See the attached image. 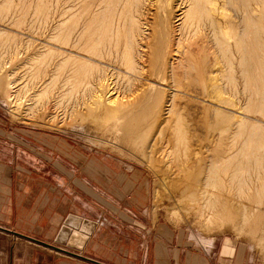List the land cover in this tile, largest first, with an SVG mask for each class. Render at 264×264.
<instances>
[{
    "label": "bare ground",
    "instance_id": "obj_1",
    "mask_svg": "<svg viewBox=\"0 0 264 264\" xmlns=\"http://www.w3.org/2000/svg\"><path fill=\"white\" fill-rule=\"evenodd\" d=\"M47 1L39 2L46 9L40 11L44 12L40 15L39 33L54 42V46L45 44L42 52L50 58L54 55L51 79L62 83L57 87L59 97H65L64 90L73 95L76 88L82 89L84 85L83 89L90 90L88 95L92 99L89 110L100 115H117L113 120L119 121L115 123L120 126L116 129L127 134V138L135 137L136 133L141 136L144 123L157 118L158 125L163 127L167 121L161 119V111L162 115H171L174 130L164 138L165 146L173 155V150L181 149L183 157L193 160L190 156L193 154L196 161L203 156L199 157L200 151L191 148L181 114L173 120L177 114L174 106L168 103L163 110L158 107L163 93L160 86L169 83L176 93L195 92L216 105L211 111L220 118L214 124H224L222 132L226 135L220 145L218 141L212 150L210 147V153L204 158H208L204 178L191 192L192 205L203 224L213 223L221 216L230 218L227 215L233 214L234 200L231 202L223 191L229 195L235 191L238 196L251 188L264 192V0H85L80 2L85 3V9L78 8L84 11H76L80 14L77 16L73 11L79 0H54L53 5L52 0ZM153 6L156 15L149 21L148 12ZM50 18L54 23L51 32L46 34L48 24H52ZM2 73L0 89L5 81ZM97 74V83H94L96 79L93 82L92 78ZM114 77L125 81L123 90L139 99L136 104L124 106L118 98ZM145 78L149 82L141 85L140 81ZM183 79H201L200 90H193ZM40 82L43 84V79ZM13 93L8 90L2 94L7 101L15 103L17 95ZM44 93L39 92V97ZM235 108L243 114L237 119L230 112ZM242 206L245 223L253 213ZM75 225L79 232L70 230ZM94 225L93 221L68 216L60 231L63 243L81 248Z\"/></svg>",
    "mask_w": 264,
    "mask_h": 264
},
{
    "label": "rangeland",
    "instance_id": "obj_2",
    "mask_svg": "<svg viewBox=\"0 0 264 264\" xmlns=\"http://www.w3.org/2000/svg\"><path fill=\"white\" fill-rule=\"evenodd\" d=\"M41 1L45 3L47 0H0V33H4L0 34V66L1 69L2 67L5 69H2L3 73L0 69V73L5 76L0 89V173L5 171L4 164H11L16 171H19L21 166H27L26 160H31L39 165L28 166L30 168L38 166L41 177L48 180L63 178V174L68 179H74L75 177L71 175L74 172L78 174L77 178L100 179L105 187L100 192L101 197L96 196L99 193L95 194L94 190L91 194L93 192L92 195L104 204L107 210L106 216L109 220L129 221L133 229L126 240H155L158 257H163L167 252L159 242L171 240L172 250L167 253H175L181 264H264V238H260L264 236L263 191L257 192L251 188V191H246V195L239 196L235 191H231L230 195L223 191V194L231 198V202L234 200L233 214L227 215L230 218L221 216L225 218H217L210 224H203V220L198 218L192 205L191 192L204 178L208 159L204 158L210 153V147L212 150L216 145H220L226 135V132H222L224 124H214L220 118L212 113L216 105L210 99L195 92L184 94L177 91V94L174 91L175 87L170 84L171 89L169 83L160 86L163 93L158 107L163 110L168 103L174 106L177 114L174 115L173 120H177L178 115L181 114V124L187 129L190 144L193 145L191 148L200 151L199 157L203 156L202 160L196 161L197 158L193 154L190 155L193 160L187 159L186 156L183 157L181 149L179 152L173 150V153L175 152L173 155L165 146L164 138L174 130L175 123L171 120V115H162L161 111V119L167 121L163 127L160 128L157 118L153 122H146L147 125L144 123L145 127L142 126L140 131L142 134L139 133L141 136H137L136 133L135 137L132 135L127 138V134L116 129L120 126L115 123L119 121L113 120L117 119V115H100L89 110L92 99L91 96L89 97L90 90L86 89L88 92L86 93L83 89L84 85L82 89L78 87V90L75 85L73 95L64 90L63 98L66 100L63 101L62 96L59 97L57 93V87H61L62 83L57 81L59 84L56 82V85L51 79L55 65L54 55H50L51 58L53 57L51 59L42 52L45 51L43 47L45 44L54 46V42L44 37L45 35L41 36L42 32L39 33V27L42 25L40 15L44 12L40 11H46L42 9V3L40 9ZM81 1L85 2L79 0L78 6L73 11L74 16L80 15L76 13L80 6L85 9V3H80ZM51 3L53 5L54 0ZM84 9L79 10V13H83ZM151 9L148 12L149 21H152L156 15L155 6ZM51 20L52 18L49 23ZM53 23L54 19L52 24H48L49 31L46 34L51 32ZM39 53L45 56L42 57ZM34 64L37 66L32 69ZM39 69L43 72L39 73ZM97 76L98 74L92 78L93 82L96 79L94 83H97ZM40 78L43 79V84ZM7 79L12 81V84H9ZM121 79L115 77L113 79V83L116 81L115 88L119 90L118 98L124 106L128 103L136 104L139 99L132 96L129 91L126 93L123 90L125 81ZM148 82L145 78L140 84L145 85ZM183 82L197 91L202 85L201 79H183ZM8 90L12 93L15 91L13 93L17 95L14 99L15 103L7 101L3 95ZM41 91L46 93L39 97ZM124 92L128 97H124ZM68 100H71V103ZM238 111L237 108L230 111L235 115L234 119L242 114ZM221 132L222 134L218 135ZM9 145L11 151L7 156ZM164 149H167L166 152ZM5 151L6 156H4ZM186 167H188L187 171H185ZM240 196L243 198L238 199L241 198ZM242 205L253 213L245 223L242 222L244 220L241 210L245 209ZM127 211L132 212V215L128 213L131 220L123 213ZM189 233L214 239V247L206 251L203 246H194L188 240ZM9 240L13 242L17 240L24 244H18V247L25 248V245L32 244L9 235L5 230L0 231V264H5L4 254L9 252ZM58 241L61 243L55 242L57 245L72 249L66 243L62 244L65 241L60 234ZM199 243L197 239L196 244ZM42 248L39 247V250L46 251V248ZM169 263L168 259H162L156 264ZM145 264H155V262L149 261Z\"/></svg>",
    "mask_w": 264,
    "mask_h": 264
},
{
    "label": "crops",
    "instance_id": "obj_3",
    "mask_svg": "<svg viewBox=\"0 0 264 264\" xmlns=\"http://www.w3.org/2000/svg\"><path fill=\"white\" fill-rule=\"evenodd\" d=\"M10 151L9 145L7 156ZM26 161L27 166H21L19 171L11 164H4L5 171L0 173V227L9 235L32 243L24 248L18 247V244L24 245L22 242L9 240V252L4 254L5 264H145L149 261L156 264L162 259H168L169 264H181L175 253H167L172 250L171 240L159 242L167 250L163 257H158L155 240H126L133 227L129 221L109 220L106 216L107 210L99 200L100 192L105 188L100 179L77 178L78 174L74 172L70 173L74 179L63 174V178L48 180L41 177L38 166H28L39 165L37 162ZM91 191L99 193L96 195L99 198ZM123 213L131 220V211ZM70 215L95 223L81 248L68 249L55 243L59 242L64 220ZM75 227L69 228L79 232ZM39 247L46 248V251L39 250Z\"/></svg>",
    "mask_w": 264,
    "mask_h": 264
},
{
    "label": "clouds",
    "instance_id": "obj_4",
    "mask_svg": "<svg viewBox=\"0 0 264 264\" xmlns=\"http://www.w3.org/2000/svg\"><path fill=\"white\" fill-rule=\"evenodd\" d=\"M199 239V245L196 244V240ZM188 240L190 243H192L194 246H203L205 247V250L208 251L212 247H214L215 240L214 239H207L203 236H200L197 233H189Z\"/></svg>",
    "mask_w": 264,
    "mask_h": 264
},
{
    "label": "water",
    "instance_id": "obj_5",
    "mask_svg": "<svg viewBox=\"0 0 264 264\" xmlns=\"http://www.w3.org/2000/svg\"><path fill=\"white\" fill-rule=\"evenodd\" d=\"M0 229H2V230H6L5 228H2V227H0ZM8 231H9V230H8ZM12 233H14V234H16V235H20V236L26 237V238H28V239H30V240H35V241H37V242H39V243L46 244V245L51 246V247H56V246H53V245H51V244H48V243H45V242L39 241L38 239L31 238V237H29V236H25V235L20 234V233H18V232H12Z\"/></svg>",
    "mask_w": 264,
    "mask_h": 264
}]
</instances>
